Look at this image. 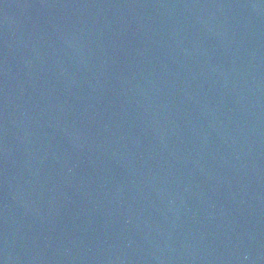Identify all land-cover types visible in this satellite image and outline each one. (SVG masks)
Wrapping results in <instances>:
<instances>
[{
	"label": "water",
	"instance_id": "95a60500",
	"mask_svg": "<svg viewBox=\"0 0 264 264\" xmlns=\"http://www.w3.org/2000/svg\"><path fill=\"white\" fill-rule=\"evenodd\" d=\"M0 264H264V0H0Z\"/></svg>",
	"mask_w": 264,
	"mask_h": 264
}]
</instances>
